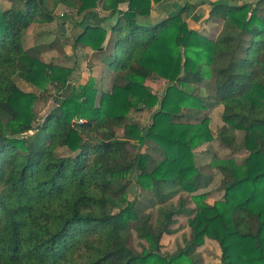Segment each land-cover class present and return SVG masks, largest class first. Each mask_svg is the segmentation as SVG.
Listing matches in <instances>:
<instances>
[{
    "label": "trees",
    "instance_id": "trees-1",
    "mask_svg": "<svg viewBox=\"0 0 264 264\" xmlns=\"http://www.w3.org/2000/svg\"><path fill=\"white\" fill-rule=\"evenodd\" d=\"M7 1L0 7V264H200L205 239L218 245L221 264H264V0L186 2L155 24L138 20L162 0ZM203 5L209 21L222 23L215 39L185 22ZM58 9L81 29L68 38L72 50L101 55L107 90L94 79L76 86L71 69L39 59L40 45L25 48L28 29L54 24ZM97 11L109 15L86 24L85 14ZM155 76L168 83L161 94L145 85ZM16 78L42 93L54 85V108L38 125L40 96ZM217 107L223 126L214 138L201 111ZM146 112L147 126L130 120ZM214 140L245 158L238 164L210 153L200 168L195 150ZM149 142L157 155L144 151ZM205 169L222 176L221 201L197 194L211 182ZM182 216L189 235L164 253L162 240L179 232ZM133 229L147 244L140 252L131 246Z\"/></svg>",
    "mask_w": 264,
    "mask_h": 264
},
{
    "label": "rangeland",
    "instance_id": "rangeland-1",
    "mask_svg": "<svg viewBox=\"0 0 264 264\" xmlns=\"http://www.w3.org/2000/svg\"><path fill=\"white\" fill-rule=\"evenodd\" d=\"M228 1L231 5H242L244 3H251L257 0H223ZM195 4L197 0H162L159 4L153 6L150 16L148 18H142L138 20L139 24H155L160 22L163 18L176 14L185 3ZM10 3L7 0H0V7L7 9ZM209 7L206 5L197 6L196 9L185 19L189 29L195 30L199 35L215 39L214 37L219 33L221 29V22H212L208 20ZM65 10L58 9L56 11V22L51 25H32L26 34L24 35V46L25 48H31L40 45L42 48L39 52V59L46 63L54 66H61L72 70L69 81L75 83L76 86H84L90 79H94L96 88L98 91L105 89L107 90L109 84V72L105 68L101 55L95 56L89 50H83L74 52L71 47V41L69 37L75 38L81 29H73L72 25L74 21L66 17L68 14ZM99 15L108 16L107 12H90L84 16L85 23L91 25H98L100 23ZM195 17H198L196 20ZM75 18V17H74ZM115 20V19H114ZM66 23L67 27L64 31L59 29V23ZM107 28L112 25V21L103 23ZM56 43L53 47L50 46L52 43ZM16 83L25 92H34L40 96L39 100L35 103L33 111L35 114V124L38 125L46 115L54 108L53 95L54 85H47L46 92L42 93L33 86L25 83L24 81L16 78ZM167 82L159 76H155L149 80H146L145 85L153 92L161 94L167 87ZM100 94V93H99ZM201 113H206L209 118L208 129L212 132V136L216 138V132L223 126L221 120L222 107H217L213 110H202ZM150 112L136 113L130 117L131 121H136L141 127L147 126L150 121ZM35 126V125H34ZM237 143H240L243 133L237 132ZM156 145L153 142H149L144 151L151 154L157 155L153 149ZM210 153L215 154L219 159L233 158L236 163L240 164L245 158L242 153L232 154V152L221 147L216 140L212 143L205 144L195 150L196 163L201 168L203 165L209 162ZM206 177H211L210 184L200 189L197 194H206V200L212 204L214 201H221L223 193L219 190L222 176L220 173L213 169L209 173L206 169L203 170ZM183 197L187 195L182 194ZM177 203V199L175 200ZM193 207L192 204L189 205ZM153 221L156 219V210H152ZM177 223L174 228H178L179 232L176 235L164 237L162 240V250L164 253L172 254L178 247L183 246V240L189 235L188 229V217H178ZM137 232L132 230L131 246L137 252H140L147 244L144 240L137 237ZM198 254L200 257V264H221L220 262V250L218 245L211 240L205 239L204 244L198 248Z\"/></svg>",
    "mask_w": 264,
    "mask_h": 264
},
{
    "label": "crops",
    "instance_id": "crops-1",
    "mask_svg": "<svg viewBox=\"0 0 264 264\" xmlns=\"http://www.w3.org/2000/svg\"><path fill=\"white\" fill-rule=\"evenodd\" d=\"M121 9H122V10H125V6H122ZM98 17H99L100 20H101V19H102L103 17H105V16H104V15H103V16H102V15H99ZM114 19H115V18H111V19H109V20L107 19L106 21H108V22L112 21V23H114V22H115ZM106 21H105V22H106ZM219 23H220V22H219ZM99 24H100V23H99ZM109 26H111V25H109ZM216 36H217V35H216ZM216 36H215L214 38H216Z\"/></svg>",
    "mask_w": 264,
    "mask_h": 264
}]
</instances>
